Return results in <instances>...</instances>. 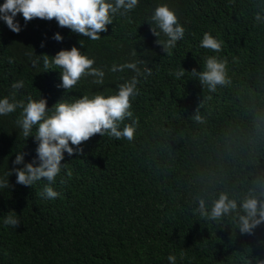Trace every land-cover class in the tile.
<instances>
[{
	"label": "trees",
	"instance_id": "16d2710c",
	"mask_svg": "<svg viewBox=\"0 0 264 264\" xmlns=\"http://www.w3.org/2000/svg\"><path fill=\"white\" fill-rule=\"evenodd\" d=\"M162 4L185 28L171 55L156 43L164 34L151 30ZM15 20L19 34L0 20V99L23 81L16 99L42 96L51 109L60 100L117 94L135 73L111 72L113 64L139 61L141 72L133 115L119 122L121 131L134 127L132 140L96 134L82 144V155L64 154L55 183L25 187L13 174V187L0 188V264H170L169 255L175 264H264V223L252 234H242L239 223L246 198L264 202V0H139L97 41L55 20L25 24L20 14ZM57 32L62 42L53 39ZM205 32L223 41L220 53L200 47ZM73 46L105 71L103 85L87 77L66 92L60 87L62 69L51 56ZM43 54L50 56L47 68ZM210 55L227 60L230 80L215 91L191 71L204 70ZM181 68L185 74L177 78ZM20 111L0 116V177L19 151L25 163L39 164L38 142L16 124ZM46 186L60 195L44 198ZM221 193L238 208L208 220L199 201L210 210ZM9 214L18 228L4 224Z\"/></svg>",
	"mask_w": 264,
	"mask_h": 264
},
{
	"label": "clouds",
	"instance_id": "9594fccd",
	"mask_svg": "<svg viewBox=\"0 0 264 264\" xmlns=\"http://www.w3.org/2000/svg\"><path fill=\"white\" fill-rule=\"evenodd\" d=\"M139 0H4L0 5V20L4 21L7 27L14 33L19 34L21 25L15 17L22 15L25 24L33 19L46 21L55 20L60 28H67L72 33L97 41L101 38L102 32H107V26L113 24L117 14L125 15L137 7ZM259 19V17H257ZM151 21L156 27L152 32L160 38L164 34L166 40L157 39L156 43L162 46L167 55L172 54L179 40L184 38L185 28L181 26L177 15L167 4L155 8ZM152 25V23H151ZM158 29V30H157ZM53 39L57 42L63 41V36L57 32ZM223 41L214 38L210 33L205 32L200 42V47L220 53ZM44 44L42 42L41 47ZM82 46V45H81ZM136 55L134 51L132 53ZM41 56V55H39ZM38 56V57H39ZM47 54L42 55L43 64L49 65ZM51 62L62 69L61 85L65 92L72 89L82 78L92 77L93 83L103 85L105 71L94 67L95 60L82 54L79 48L73 46L70 50L62 49L51 56ZM11 62V61H10ZM35 66L37 59L32 61ZM140 62H127L113 64L111 72H124L131 70L135 73L130 80L119 84L117 94L104 96L96 94L93 96L83 95L74 102H57L51 109L48 108L46 98L34 100L28 97L27 102L23 99H16V91L23 88V81L12 84L13 92L9 96L0 99V116H7L20 109V116L16 120L17 126L22 130L25 138L34 136L38 142L36 149L38 166L35 162L25 163V153L19 151L12 161L13 167L8 169L4 177H0V188L10 189L13 186L9 183V177L16 176V184L31 187L40 180H45L49 185L55 183L56 177L60 174L64 154L69 156L83 154L82 144L87 142L94 135L103 136L105 133L116 139L126 138L132 140L135 129L126 125L119 130V122L133 113L131 99L139 94L137 85L140 75ZM227 60H221L217 55H210L205 61L204 70L197 72L195 68L191 71L197 75L203 84L208 85L211 91H215L217 85H227L230 80L227 76ZM151 75V69H145ZM185 70L181 68L175 72V76H184ZM54 109V110H53ZM198 122H203L200 115H196ZM36 134L32 135L34 126H37ZM23 165L22 167H17ZM67 176H72L71 171ZM64 181L61 180V183ZM44 198L55 199L60 194L51 186H46L41 193ZM239 207L243 215H239L240 231L242 234H252L253 230L264 223V202L256 198H246ZM237 201L230 199L226 193H221L213 203L211 209L205 205L203 200L199 201V212L208 220L216 221L221 217L236 211ZM6 226L14 228L20 226L18 218L9 214L4 219ZM170 264H175L176 256L169 255Z\"/></svg>",
	"mask_w": 264,
	"mask_h": 264
}]
</instances>
